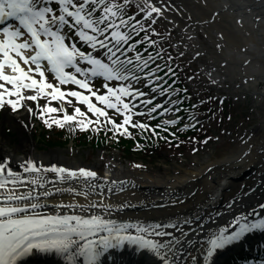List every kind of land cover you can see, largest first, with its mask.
Segmentation results:
<instances>
[{"label":"bare ground","instance_id":"bare-ground-1","mask_svg":"<svg viewBox=\"0 0 264 264\" xmlns=\"http://www.w3.org/2000/svg\"><path fill=\"white\" fill-rule=\"evenodd\" d=\"M139 1H143L141 3L145 5V0ZM173 1L181 13L191 17L189 20L180 19L177 15L168 13L166 7H162ZM154 4L162 7L161 13H155L156 18L166 20L169 27L174 26L172 29L187 27L186 34L190 33L193 37L190 43L187 39V46L197 47L196 52L202 48L200 43L203 41L194 34H197L199 28L203 30L213 47L206 73L214 82L237 79L243 82L242 86L250 85L254 90L251 93L254 102L264 101V0H155ZM257 16L260 20L256 19ZM211 50L208 48L206 52ZM28 108L31 107L24 106L23 113L2 110L0 161L7 159L9 166L21 175H29L21 167V164L26 166L28 160L41 168L38 174L32 175H38L47 181L43 188L24 182L29 187H36L37 199L43 205L35 210L39 213L56 212L53 205L60 202L67 205L75 201L76 205L85 207H61L60 213L95 214L117 223L151 226L155 231H160L155 229V225L159 224L163 226L165 233L173 235H178L183 230L188 233L192 242L183 243V249L177 256V264H194V261L195 264H204L210 234H215L220 227L227 230L232 226L230 231H234L238 224L231 222L238 215H243L246 222L264 215V211L258 207L264 205V116H260L262 127H257V132L250 130L252 135L234 155L204 163L192 170L162 175L150 170L139 171L138 167L124 169L123 165L115 161L103 164L82 161L75 163L67 160L65 152L52 148L38 151L33 136L21 134L29 128L24 125V119L32 114ZM6 125L18 130V142L10 144L4 132ZM52 164L73 170L86 168L97 175L78 178L69 176L61 180L59 176L67 174H57L51 169ZM53 188L60 191H52ZM15 190L22 192L26 189ZM2 191L4 190L0 189ZM41 191L50 192V196H39ZM45 200L47 204H44ZM187 220L192 223H183ZM128 230L135 234V228ZM147 235L149 239L161 242L170 239L167 235ZM258 239L264 237L257 236L253 230L246 232L240 240L215 250L208 264L218 262L219 253L223 249L228 251L232 247L237 248L245 245L242 243L249 244L251 240ZM144 251L149 252L155 264H162L154 252L147 248ZM111 253L107 252L99 264H109L105 259ZM54 262L46 264H67L59 254H55ZM40 263H43L42 259L38 260V264Z\"/></svg>","mask_w":264,"mask_h":264},{"label":"snow or ice","instance_id":"snow-or-ice-1","mask_svg":"<svg viewBox=\"0 0 264 264\" xmlns=\"http://www.w3.org/2000/svg\"><path fill=\"white\" fill-rule=\"evenodd\" d=\"M128 4L129 0H123V5L117 4L115 0L111 4H106L105 0H82V2L80 0H58L59 14H57L56 9L52 6V0H0V23L9 18L18 21V26L9 23L7 26L0 27V81L12 85V87H6L5 83H0V109H6L10 106L12 111H17L25 106L22 103L25 99L35 101L40 96L50 97L51 100H67L66 92L58 85L67 84L69 81L83 89H90L91 86L85 79H79L73 72L65 71L69 65L74 67L77 73L91 72L96 75L99 72L109 80L113 77L118 80L127 79L129 76L138 79L132 69L126 67L125 61H121L119 57L113 59L115 53H113L112 48H107L105 44L108 39L107 36L100 40L97 39L96 35L86 31V29H91L96 33H110L117 44L122 40L127 41L131 33L113 31L116 21L112 18L119 17L121 15L120 9L128 6ZM102 6L103 13L93 18V12ZM140 11L151 19L153 13H161V8L152 3V0H145V7ZM131 19L132 17H129L128 21L120 20V23H129L132 32L135 33L137 28L141 27L140 21L137 20L133 26L130 24ZM256 19L260 20V17L257 16ZM155 22L153 20V23ZM53 25H56L55 29ZM62 29H67V32L62 33ZM73 32L78 34L80 39L89 42L93 48L97 46L106 48L105 54L108 55L110 63H105L90 52L81 51L74 43H66V35ZM26 34L28 38L21 39ZM42 36L51 38L42 39ZM144 39L150 44L154 43L148 39L147 35L144 36ZM134 43H139V41H134ZM132 46V44L128 45L129 48ZM77 57L80 60H87L94 67L89 69L79 67ZM135 59L141 60L139 53ZM41 60H46L47 65L51 66L57 84L47 82L46 67L41 66ZM21 62L27 67H23ZM127 63L130 64L131 61L128 60ZM245 63L248 61L245 60ZM133 67L138 68L139 65ZM6 69L11 71L8 72ZM169 71L171 72L170 68ZM30 73L39 74L40 79ZM149 75L151 74L149 73ZM104 86L107 87V85ZM25 89H33L35 93L26 97L24 95ZM49 89L51 91H48ZM133 91H136L137 95H141L138 90L133 89ZM69 94L78 101L82 100L89 110L97 114L96 123H100L99 117L103 116L105 121L111 123L117 132L123 130L125 134L131 135V132L124 127L132 124L130 105L121 99L122 95H128V87L121 86L119 91L109 88L107 95H98L95 91L90 92L91 96H95L108 108L115 109L117 114L124 113L122 124L108 116L105 108L98 107L93 103L89 95L75 90L70 91ZM109 95L114 96L115 101L110 99ZM44 107L48 112L64 111L63 117L55 121L61 127L64 126L65 122L76 120V115L69 114L62 107L58 109L50 104ZM155 108H160V105L157 104ZM155 108L148 111H155ZM169 110L165 108L164 112L167 113ZM28 111H31V108H28ZM74 113L80 116L86 115L80 107L75 105ZM45 122L48 123L47 120ZM90 123H92L91 119L80 121L77 127L83 129L88 127ZM166 123L172 125L176 123V120L170 119ZM132 126L141 129L150 127L141 122ZM189 126L185 125V127ZM156 127H160V125ZM153 133L158 135L154 130ZM172 135L175 136V133ZM21 167L29 175H21L20 172L14 171L8 166L7 159L0 163V189L4 190L0 192V264H17L21 257L29 254L33 249L45 252L54 250L63 256L67 264H80L78 257L83 258V264H99L104 253L109 249L122 247L125 242L137 245L138 250L149 249L160 258L162 264H177V256L183 249V243L185 241L187 243L192 242L188 238V233L183 230H180L178 235H173L172 233H165L163 226L159 224L155 225V229H160V231H155L151 226L146 227L139 223H117L115 220L95 214H60L59 209L61 207H85L84 205H76L75 201L67 205L63 202L53 205L56 209L55 214H41L35 211L43 206L37 199L36 187H29L24 182L27 181L30 185L43 188L47 181L38 175H32V173L38 174L41 171V168L37 167L32 160L26 161V166L21 164ZM50 167L57 174H67V176L60 175L61 180L67 179L69 176L78 178L97 175L96 172L86 168L73 170L57 167L55 164L50 165ZM9 185L12 187L10 188ZM17 188H25L26 190L18 192L15 190ZM52 191L59 192L60 189L53 188ZM70 191H75V189H70ZM82 194L87 195L88 193ZM38 195L48 197L50 192L41 191ZM44 204H47V200L44 201ZM258 207L264 209V205H258ZM183 223L191 224L192 221L187 220ZM231 223L238 224L234 231H227L226 228L220 227L215 234H210L204 264H208L215 250L240 240L246 232L255 229L264 230V215L251 222H246L243 215H238ZM168 226L171 227L172 225ZM130 228H135V234L128 230ZM147 234L156 237L167 235L170 239L161 242L158 239H149Z\"/></svg>","mask_w":264,"mask_h":264},{"label":"rangeland","instance_id":"rangeland-1","mask_svg":"<svg viewBox=\"0 0 264 264\" xmlns=\"http://www.w3.org/2000/svg\"><path fill=\"white\" fill-rule=\"evenodd\" d=\"M108 2L111 4L113 0ZM115 2L123 5V0H115ZM126 8V11L123 10L126 14L135 15L136 19L144 17V14L140 11L141 6H138V0H129ZM137 12L140 14L139 16L136 14ZM153 14L155 15V13ZM147 27L144 30V36L149 34L148 39L154 41L151 46H155L159 52L162 51L160 53L162 56L164 55V60H167L165 62L167 67L181 70V82L184 87H188H186L188 93L185 94V92H178L172 86V80L166 83L163 87L173 93L170 96V101L174 100L175 102L180 98V104L178 105H182L187 103L186 98L191 96V103L188 102L186 107H183L182 111H178L176 116L186 114V110H191L193 113L195 110L189 109L191 104L196 106V114L199 115L197 126L190 133L183 134V136L185 135L184 139L179 137V140L173 143L171 147L163 146V141L147 146L149 150L152 149L147 156H144L146 153L144 151H147V149L143 148L144 151H142L139 149L140 146L136 147L134 143L124 142L119 147L113 146L110 148L109 146L101 147L102 141L93 142L85 139L83 141L72 140L69 144L60 142V145H56L55 142L51 141L42 142V134L36 123L31 129L22 131L21 134L23 136L32 135L38 151L49 148L61 150L65 152L67 160L75 163L83 161L103 164L106 161H116L118 164L123 165L124 169L138 167L139 171L150 170L153 173L162 175H172L177 172L192 170L193 167H200L204 163L234 155L249 136L250 130L257 132V127H262L260 116H264V101L254 102L251 95L254 90L251 89L250 85L242 86L239 80L224 79L221 80V84L210 83V80H207L205 69L201 68H204L203 64H207V61H209L208 56L213 52L211 50L213 47L202 30L199 29V38L203 41L202 44L211 51L207 55L199 53V55L192 58L191 52H184L180 37L176 35L177 31L168 29L169 26L164 19L159 18L156 23L147 24ZM152 29H155V31H152ZM146 44L150 45L148 41ZM151 51L148 56H153L157 52L154 48ZM186 75L191 76L192 88L185 84L183 78H186ZM239 83L241 85L235 87ZM221 95L228 96L227 100L219 102ZM232 95L233 97H230ZM234 96L237 99H234ZM174 107H170L168 113L174 112ZM16 126L19 128L18 125ZM5 133L10 144L18 142L19 132L16 128L13 131L6 129ZM150 134L153 133L146 129L141 132V137L146 139L147 135ZM141 137L138 135V138ZM45 143L47 145H44ZM193 149H196V151H193Z\"/></svg>","mask_w":264,"mask_h":264}]
</instances>
